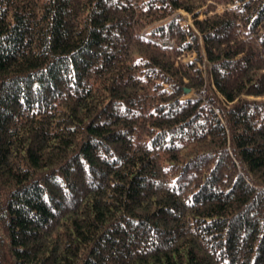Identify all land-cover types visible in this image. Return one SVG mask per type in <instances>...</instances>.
Listing matches in <instances>:
<instances>
[{"label":"trees","instance_id":"16d2710c","mask_svg":"<svg viewBox=\"0 0 264 264\" xmlns=\"http://www.w3.org/2000/svg\"><path fill=\"white\" fill-rule=\"evenodd\" d=\"M0 264H264V0H0Z\"/></svg>","mask_w":264,"mask_h":264},{"label":"rangeland","instance_id":"374dc122","mask_svg":"<svg viewBox=\"0 0 264 264\" xmlns=\"http://www.w3.org/2000/svg\"><path fill=\"white\" fill-rule=\"evenodd\" d=\"M188 21H190V17L188 16Z\"/></svg>","mask_w":264,"mask_h":264}]
</instances>
